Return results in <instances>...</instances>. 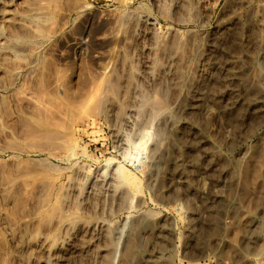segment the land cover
<instances>
[{"label": "rangeland", "instance_id": "obj_1", "mask_svg": "<svg viewBox=\"0 0 264 264\" xmlns=\"http://www.w3.org/2000/svg\"><path fill=\"white\" fill-rule=\"evenodd\" d=\"M264 0H0V264H262Z\"/></svg>", "mask_w": 264, "mask_h": 264}, {"label": "built area", "instance_id": "obj_2", "mask_svg": "<svg viewBox=\"0 0 264 264\" xmlns=\"http://www.w3.org/2000/svg\"><path fill=\"white\" fill-rule=\"evenodd\" d=\"M262 264H264V262H262Z\"/></svg>", "mask_w": 264, "mask_h": 264}]
</instances>
